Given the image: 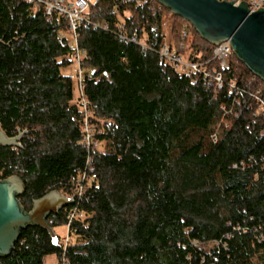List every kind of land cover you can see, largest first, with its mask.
<instances>
[{"label":"trees","instance_id":"obj_1","mask_svg":"<svg viewBox=\"0 0 264 264\" xmlns=\"http://www.w3.org/2000/svg\"><path fill=\"white\" fill-rule=\"evenodd\" d=\"M168 12L179 25L174 47L220 69L215 45L158 0L91 5L78 45L104 150L92 152L97 179L77 202L85 218L71 224L66 248L28 226L0 264H45L50 254L66 264H264V115L251 95L264 96V81L235 54L221 89L177 71L159 54ZM67 29L62 16L0 0V125L9 137L24 132L21 146H0V179L24 181L26 211L51 191L71 196L91 153L74 78L63 73L74 63ZM65 208L49 216L53 228L67 223Z\"/></svg>","mask_w":264,"mask_h":264},{"label":"water","instance_id":"obj_2","mask_svg":"<svg viewBox=\"0 0 264 264\" xmlns=\"http://www.w3.org/2000/svg\"><path fill=\"white\" fill-rule=\"evenodd\" d=\"M158 1L188 20L210 43L218 45L229 40L239 60L264 81V8L251 12L248 2L236 6L226 0ZM23 134L9 137L0 125V146H21ZM25 190V183L18 176L0 179V256H8L21 231L32 225L47 230L53 244L60 246V237L48 218L73 205L74 197L54 190L34 200L32 209L26 211L18 199Z\"/></svg>","mask_w":264,"mask_h":264},{"label":"built area","instance_id":"obj_3","mask_svg":"<svg viewBox=\"0 0 264 264\" xmlns=\"http://www.w3.org/2000/svg\"><path fill=\"white\" fill-rule=\"evenodd\" d=\"M30 4L34 9H44L48 18H52L54 15H59L64 17L67 20V31L61 33V36L65 37L69 41V44L73 46L74 53L72 59L77 64L78 72L77 79L81 92V96L77 100L82 106V110L85 112V119L83 123V138L82 143L88 148L91 152L87 159L86 167L78 174L74 181L73 194L70 197H74V204L71 207L65 208L67 215V223L65 224L67 228V234L63 239H60V244H63L64 248L71 242L70 228L71 224L75 220H83L85 218V213L79 210L78 200L81 199L85 190L91 186V184L97 179V174L94 172L92 165L93 156L92 152L99 151L98 147L102 145V142L98 139L97 134L100 132L98 129L93 127L89 120V111L87 109L88 101L83 93V82H84V69L82 68V62L85 58V51L80 49L78 45V29L83 23H90V20L87 17V11L90 6L93 5L97 0H23ZM138 4L147 3L148 0H136ZM223 1V0H220ZM233 1L236 6L240 5L243 2H248V8L251 12H255L261 8H264V0H226ZM107 27V26H105ZM122 27V25L120 26ZM185 34V33H184ZM121 40H128L131 42L139 43L142 45L143 49L148 47L144 42H140L138 34L134 33L133 36L127 37L123 33H120ZM183 48V44L181 45ZM161 59L165 62L172 65L177 71L184 73L188 76L199 75L207 82V86H216V88L221 89L226 84L223 72L227 70L230 66V58L234 55V50L230 41H224L218 45H215L213 52V59H215L220 69L209 68L206 62L199 60V55L196 51H191L187 56L183 52L178 51L172 46L164 44L163 47L159 50ZM231 91L236 93L245 92L241 86H239L235 81L228 83ZM252 97L258 103V108L254 115L259 116L260 114L264 115V96L258 90L251 93ZM225 115L231 113V109L227 110L224 106ZM225 123V120L222 119L220 124ZM214 142L218 140V133L215 132L212 135ZM60 264H66L64 261Z\"/></svg>","mask_w":264,"mask_h":264},{"label":"rangeland","instance_id":"obj_4","mask_svg":"<svg viewBox=\"0 0 264 264\" xmlns=\"http://www.w3.org/2000/svg\"><path fill=\"white\" fill-rule=\"evenodd\" d=\"M185 26V25H184ZM179 27L178 23L175 22L174 17L170 14V12L166 13L163 17V31L165 34V44H167L168 46H173V48L175 49V45H173L172 43H175V29L177 30ZM193 38V36H192ZM192 38L190 40H192ZM192 50L189 48H186L184 51V55H188ZM77 72H78V68H77V64L74 62L70 67L68 68H64L63 69V73L70 75L74 78V83H75V99L76 102L79 99V97L81 96V92H80V88H79V84H78V79H77ZM90 116V114H89ZM90 119V118H89ZM92 124V123H91ZM93 127H95L96 129H98L97 125H92ZM99 151L104 150V143H102L101 146L98 147ZM56 233L58 234V236L60 237V239H63L66 234H67V228L65 225H59L56 226L55 228ZM75 239V237L73 238V236H71V240ZM216 243H211L208 244L206 246V248H210L212 246H214ZM45 264H60L59 263V259L57 257V255L55 254H50L48 256L45 257Z\"/></svg>","mask_w":264,"mask_h":264}]
</instances>
